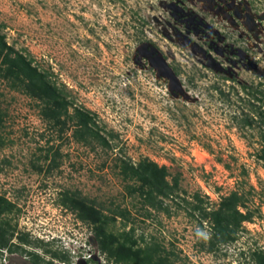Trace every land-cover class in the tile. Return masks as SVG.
Returning <instances> with one entry per match:
<instances>
[{
  "label": "rangeland",
  "instance_id": "1",
  "mask_svg": "<svg viewBox=\"0 0 264 264\" xmlns=\"http://www.w3.org/2000/svg\"><path fill=\"white\" fill-rule=\"evenodd\" d=\"M0 30L51 74L70 113L96 116L111 144L78 142L72 123L54 128L40 101L0 78V196L16 205L4 218L11 243L26 252L0 250V264H34L29 253L54 264H114L62 204L67 193L108 214L127 209L130 221L118 218L112 230L135 228L173 253L172 264H253L251 253L264 252V127L256 118L238 124L262 104L249 91L264 99V0H0ZM146 158L179 177L169 212L127 191L120 160ZM233 192L253 217L236 242L210 252V224L191 213L195 196L210 210Z\"/></svg>",
  "mask_w": 264,
  "mask_h": 264
},
{
  "label": "trees",
  "instance_id": "2",
  "mask_svg": "<svg viewBox=\"0 0 264 264\" xmlns=\"http://www.w3.org/2000/svg\"><path fill=\"white\" fill-rule=\"evenodd\" d=\"M0 78L10 83L12 89L21 91L31 98L41 102L42 117L54 128L59 127L63 132L67 125L72 123L73 136L81 143L92 145L96 143L102 147L111 148L110 140L102 134V130L96 124L95 115L83 108L76 107L73 113L69 109L72 105L67 99L64 90L59 88L52 80L48 71L41 70L34 65V60L9 45L0 30ZM247 91V87H244ZM220 94L228 96L220 90ZM254 101L261 102L260 106L251 104L254 116L244 115L238 124L241 127H252L255 118L264 127V99L259 98L255 92H248ZM4 124V114L0 110V129ZM111 137H114L111 135ZM262 147L257 154L260 161L264 162V129L260 131ZM120 172L127 181V191L131 196L138 195L143 199L144 206L157 211L169 212V205L165 200L175 199L178 196L179 177L169 178L171 174L166 166H160L149 158L138 163L128 160H120ZM196 203L192 205L191 213L200 215V221H207L212 230V236L208 240V251L213 252L223 245H229L238 240V232L242 224L251 221L252 212H242L244 207L243 197L238 192L222 198L216 208L208 210L204 207V201L199 195L195 196ZM62 204L73 211L79 220L90 225L94 231L95 239L100 252L106 256L109 262L114 264H172L171 255L166 252L159 243H147L144 236L137 238L135 228L129 231L117 233L112 227L118 218L130 221V212L118 207L111 214L94 203L76 195L65 194ZM16 210V205L4 196H0V250L9 249L12 253L21 251L26 253L21 246L10 245L14 235L13 227L4 218ZM196 213V214H194ZM126 226V225H125ZM21 243H29V236H20ZM142 244H145L142 246ZM30 254V253H29ZM34 264H54L53 260L45 262L39 255L32 254ZM54 258L69 261L66 255L52 253ZM253 264H264V252L255 250L251 253Z\"/></svg>",
  "mask_w": 264,
  "mask_h": 264
},
{
  "label": "flooded vegetation",
  "instance_id": "3",
  "mask_svg": "<svg viewBox=\"0 0 264 264\" xmlns=\"http://www.w3.org/2000/svg\"><path fill=\"white\" fill-rule=\"evenodd\" d=\"M10 245H15V244H12L11 240H10ZM3 250H7L9 253L12 254V252L8 248L7 249H3ZM32 254H34V253H30L29 256H33Z\"/></svg>",
  "mask_w": 264,
  "mask_h": 264
}]
</instances>
